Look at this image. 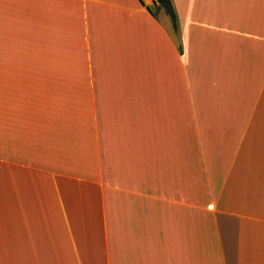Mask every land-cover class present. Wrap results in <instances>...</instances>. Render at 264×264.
I'll return each instance as SVG.
<instances>
[{"label": "crops", "instance_id": "crops-1", "mask_svg": "<svg viewBox=\"0 0 264 264\" xmlns=\"http://www.w3.org/2000/svg\"><path fill=\"white\" fill-rule=\"evenodd\" d=\"M171 1L0 0V264H264V0Z\"/></svg>", "mask_w": 264, "mask_h": 264}, {"label": "rangeland", "instance_id": "rangeland-1", "mask_svg": "<svg viewBox=\"0 0 264 264\" xmlns=\"http://www.w3.org/2000/svg\"><path fill=\"white\" fill-rule=\"evenodd\" d=\"M163 17H164V14H163ZM171 17L169 15L167 17V20H168L167 23L168 24H171V22H172ZM206 231L207 232H204L203 235H198V242L202 243V247L204 246L203 243H205V246L210 245V246H213V247L217 248V245H216L217 244V242H216V233L213 231V228L210 227L209 223L207 224Z\"/></svg>", "mask_w": 264, "mask_h": 264}, {"label": "trees", "instance_id": "trees-1", "mask_svg": "<svg viewBox=\"0 0 264 264\" xmlns=\"http://www.w3.org/2000/svg\"><path fill=\"white\" fill-rule=\"evenodd\" d=\"M157 3L160 4V6L164 9H166V11L174 18L176 19V13H175V9L173 7L172 1L171 0H156Z\"/></svg>", "mask_w": 264, "mask_h": 264}, {"label": "built area", "instance_id": "built-area-1", "mask_svg": "<svg viewBox=\"0 0 264 264\" xmlns=\"http://www.w3.org/2000/svg\"><path fill=\"white\" fill-rule=\"evenodd\" d=\"M149 1H153V0H149Z\"/></svg>", "mask_w": 264, "mask_h": 264}]
</instances>
